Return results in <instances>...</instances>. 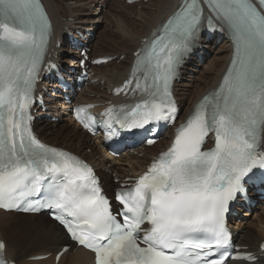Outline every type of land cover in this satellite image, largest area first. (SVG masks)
I'll use <instances>...</instances> for the list:
<instances>
[{
  "label": "snow or ice",
  "instance_id": "1",
  "mask_svg": "<svg viewBox=\"0 0 264 264\" xmlns=\"http://www.w3.org/2000/svg\"><path fill=\"white\" fill-rule=\"evenodd\" d=\"M204 3L232 34L231 66L178 129L170 149L132 189L117 193L123 206L118 220L93 170L32 133L29 108L51 25L39 0H0V207H19L20 197L43 190L41 206L55 210L71 239L95 253L96 264H226L229 203L245 194V178L255 179L249 175L254 169L264 171V0H257L260 7L252 0ZM203 20L199 0H184L136 53L132 79L139 102L108 109L104 126L141 129L175 119L172 81ZM130 86L131 80L125 88ZM85 111L76 109V119L93 131L95 121ZM210 132L215 147L202 151ZM24 210L35 209L29 204ZM5 247L0 242V264H6Z\"/></svg>",
  "mask_w": 264,
  "mask_h": 264
},
{
  "label": "bare ground",
  "instance_id": "2",
  "mask_svg": "<svg viewBox=\"0 0 264 264\" xmlns=\"http://www.w3.org/2000/svg\"><path fill=\"white\" fill-rule=\"evenodd\" d=\"M47 5L53 18L55 35L61 39L63 28L76 27L78 30L90 32L100 30L96 36L93 45H102L100 39L103 38L114 46L112 51H95V57L103 56H123L126 59L110 69L97 70L100 76V82L104 81L105 85L120 83L129 70L132 62V54L140 46L142 39L148 37L159 23H161L174 9L178 6L179 0H151L148 3L140 5H126L117 1L115 7L111 6L112 0H43ZM142 10H138V7ZM121 15V17H120ZM122 18H128L130 23L124 22ZM110 19V22L108 21ZM74 20L75 23H72ZM126 21V20H125ZM128 21V20H127ZM115 23V28L111 35H106L108 30L101 27L110 26ZM137 27L141 28L140 30ZM115 35V38H113ZM104 40V41H105ZM205 52H210L211 56L207 58L204 65L194 62L189 64L183 71V81L176 85L177 96L181 103L183 112L187 113L192 105L204 94L216 87L220 81L221 75L226 69L230 60V46L228 42H223L218 47L211 46L202 42ZM115 47H118L115 49ZM96 48V47H95ZM60 53L59 49L54 48L53 53ZM67 54H71L66 52ZM194 59V58H193ZM102 87V86H100ZM98 89H101V88ZM88 94L94 93V90ZM101 94L100 92H98ZM86 92H83L80 99L89 101L85 98ZM65 125L55 128L46 123H37L36 130L40 131L43 138L50 143H61L69 149L75 146V150H81L87 146L84 134L77 126L70 124L65 118ZM165 142L159 143L154 148L158 152L165 147ZM153 149V151H154ZM93 154L86 157L99 170H110L113 174H127L132 170L139 168L140 159L127 158L116 161L111 159L107 154L102 153L95 144ZM80 153V152H79ZM109 175H106V179ZM259 215L255 213L250 216L253 221L245 223L241 227L239 242L255 249L259 242L264 240V222L260 221ZM257 218V219H256ZM0 235L7 243V255L18 264H52L50 261L28 262L29 258L39 255L48 254L56 251L64 244L62 232L52 223L47 221L45 216H22L14 214H3L0 212ZM92 257L90 254L77 250L66 255L60 264H90ZM258 264H264L260 262Z\"/></svg>",
  "mask_w": 264,
  "mask_h": 264
},
{
  "label": "rangeland",
  "instance_id": "3",
  "mask_svg": "<svg viewBox=\"0 0 264 264\" xmlns=\"http://www.w3.org/2000/svg\"><path fill=\"white\" fill-rule=\"evenodd\" d=\"M62 2H66L67 0H61ZM116 4H117V1L116 0H112L111 1V6L112 7H115L116 6ZM143 8H139L138 7V10H142ZM120 17H121V15H120ZM122 20L124 21V22H127V23H130L131 22V20H129L128 18L126 19V18H122ZM126 20V21H125ZM128 20V21H127ZM109 22H110V19L108 20ZM130 21V22H129ZM101 28H106L108 31V33L106 34V35H111L112 33V31L114 30V28H115V23L113 22V24H111L109 27L108 26H106V27H101ZM137 29L138 30H140L141 28H139V27H137ZM100 31V30H99ZM99 31H97V36L99 35ZM113 38L114 39H117V38H115V35H113ZM105 39L103 38V36H102V38L100 39V42L102 43V45H96V48L95 47H93V48H95V50H100V51H112L111 50V48H113L114 46L112 45V43H110L109 41L107 42L106 40L104 41ZM118 47H115V49H117ZM66 124V122H64V125ZM77 142H78V140H77ZM78 145V144H77ZM77 145L75 144V146L74 147H72V148H75L76 149V147H77ZM86 148H88L89 146L87 145V146H85ZM75 149H72V150H75ZM86 155H89L90 153H89V150H87V149H84V151H83ZM258 217L257 218H259L260 217V214L258 213ZM256 218V219H257Z\"/></svg>",
  "mask_w": 264,
  "mask_h": 264
}]
</instances>
